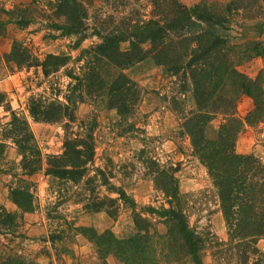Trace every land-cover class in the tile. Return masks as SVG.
<instances>
[{"label": "rangeland", "instance_id": "rangeland-1", "mask_svg": "<svg viewBox=\"0 0 264 264\" xmlns=\"http://www.w3.org/2000/svg\"><path fill=\"white\" fill-rule=\"evenodd\" d=\"M29 1L0 0V220L9 218L8 224L0 225V264H123L115 255L105 253L99 237L125 239L138 231L155 243L153 257L145 255L147 263L183 264L182 258H174L176 254L171 252L174 249L169 242L164 245L165 254H158L157 244L165 241L166 231L159 210L175 204L173 197L156 185L163 173L160 170L171 173V189L177 188L183 196L178 203L187 226L201 239V264H223L215 257L227 240L218 197L205 167L191 155L189 139L182 128L184 119L195 109L190 93L193 63L189 48L201 47L194 41L188 43L187 50L174 44L179 53L154 57L151 44L143 41L139 47L144 50V57L121 69L133 83V93L129 89L128 95L123 94L117 101L108 100L102 92L87 96L82 74L85 67L92 66L93 50L101 41L97 32L130 33L133 24L153 17V2L161 0H77L86 17L77 32L68 34L49 26L63 21L57 13V2ZM176 1L186 8L204 4L220 9L228 2ZM249 16L243 9L226 14L228 21L217 29L227 43L264 41V28L259 32L254 18ZM119 48L126 49L127 41H120ZM12 50L24 52L26 64L16 66L9 56ZM47 55L66 60L48 67V74L44 75L41 63ZM262 65L261 57H254L241 60L235 68L252 79ZM98 70L114 76L117 73L103 61ZM262 88L264 97V83ZM67 95L83 96L74 107L68 103L69 109L73 108V121L36 122L27 111L31 98L57 100L66 105ZM246 97L248 102L243 98L236 101L239 118L252 108L251 98ZM12 113L25 119L40 153L41 168L30 174L21 168L20 154L10 137H3ZM220 121L219 115L212 118L206 134L214 136ZM87 128L92 129L94 153L79 182L43 174L45 157L62 151L66 135L82 138ZM242 137L256 145L257 150L239 154H250L264 166V119L244 124L236 140ZM234 150L238 153L235 144ZM118 188L125 194L122 199L115 192ZM25 191L31 194L26 198L31 209L20 211L12 197L14 194L22 200L21 192ZM102 197L104 200L99 203ZM112 198H117L114 203L108 201ZM93 202L99 204L95 210L82 208ZM34 213L36 217L31 221L27 216L23 219ZM24 222L31 226V234H27ZM255 245L264 252V238L257 239ZM226 264H234V258Z\"/></svg>", "mask_w": 264, "mask_h": 264}, {"label": "trees", "instance_id": "trees-1", "mask_svg": "<svg viewBox=\"0 0 264 264\" xmlns=\"http://www.w3.org/2000/svg\"><path fill=\"white\" fill-rule=\"evenodd\" d=\"M36 1L38 0H30L29 3L33 4ZM56 2L57 13L63 17V21L49 23V26L60 30L63 34L77 32L86 17L84 9L79 6L77 0H54L53 4ZM263 5L264 0H228L222 9L204 4L186 8L176 0H161L160 3L154 1L151 11L153 17L139 20V24H133L130 33L115 30L100 35L96 31L101 41L93 50L94 54L92 53L90 60L92 66L85 67L82 74L87 96L102 92V95H107L108 100L117 101L123 94L128 95L127 91L133 84L123 76L121 69L144 57V50L139 47L143 41L151 44V50H155L154 57L164 53H179L174 48V44L187 50L188 43L194 41L201 47L189 48L191 52L189 54H192L191 62L194 65L190 67L189 72L192 78L190 93L195 109L184 119L182 128L188 136L191 155L205 167L218 197L227 240L215 257L222 260L223 264L231 258H234V264H264V252L255 245L257 239L264 238V166L259 164L254 156L239 154L234 150L235 140L243 125L261 122L264 119L262 88L264 41L257 39L227 43V38L219 30L228 21L226 14L243 9L250 13V18H254L261 32L264 28ZM28 20L29 18H26V21ZM16 23L20 24L21 21ZM1 34H3L2 27H0ZM120 41H127L126 49L119 48ZM22 51L12 50L9 55L16 66L26 64L27 55ZM183 56L185 57V54ZM254 57H261L263 65L251 79L237 71L235 66L241 60ZM65 60L55 55H47L41 63L43 74H48V67L63 64ZM101 61L114 69L116 75L106 72L102 74L98 70ZM131 92L133 93V90ZM242 94L251 98L252 108L243 118H239L236 116L235 108L236 101ZM71 98L77 100H70ZM64 100L67 102L66 105L57 100L43 102L31 98L27 111L36 122H58L61 119L73 121V108L69 109L68 103L74 107L75 103L83 100V96L67 95ZM217 115L220 116L221 121L214 136H209L205 128ZM7 126L9 129H5L3 137L9 136L16 146L21 157V168L27 174L39 170L40 153L33 143L25 119L18 118L12 113ZM91 131V128L85 129L82 138L66 135L62 141V151L45 157L43 174L72 183L79 182L86 171L87 162L92 159L94 153ZM2 147L3 144L0 143V149ZM160 171L163 173L161 178L159 176L160 180L156 185L159 184L163 193L170 194L175 204L159 210L164 217L166 231L165 241L163 240L162 244L160 242V245L157 244L158 254L161 256L165 254L164 245L169 242L174 249L171 252L176 254L175 259L182 258L187 264H201V239L191 227L187 226L185 215L181 212V205L178 203V199H182L183 196L177 188L171 189L170 183L174 180L171 173ZM116 190L118 198L122 199L125 196L124 192L119 188ZM21 193L24 199L19 200L13 194V203L20 211H28L31 205L26 198H30L31 194L27 191ZM116 199L112 198L108 201L114 203ZM103 200V197L99 199V203ZM98 206L99 204L93 202L88 203L87 206L82 205V208L89 211L95 210ZM8 222L9 218L6 216L0 220V225L5 226ZM137 229L145 230L140 227ZM143 235L138 231L125 239H103L102 236L99 239H101L100 244L104 245L105 253L115 255L123 264H149L147 263L149 259H146L145 255L149 253L153 257L156 252L155 243L148 241ZM221 254H223L222 259H220ZM183 261L181 262L184 264Z\"/></svg>", "mask_w": 264, "mask_h": 264}, {"label": "crops", "instance_id": "crops-1", "mask_svg": "<svg viewBox=\"0 0 264 264\" xmlns=\"http://www.w3.org/2000/svg\"><path fill=\"white\" fill-rule=\"evenodd\" d=\"M240 99H245V102H248V100L246 99L247 97L245 95H241V97H239ZM37 124V123H36ZM256 146V145H255ZM254 145H251V142L249 143V139H246L244 137L239 138L238 141H235V148L237 150L238 153H250V152H256L257 149H255ZM202 168V167H201ZM204 171V170H203ZM36 213V212H35ZM34 213V216H32L31 214L25 215V217H23V219H26L27 216V220L31 221L32 218H35L36 214ZM28 216H32V217H28ZM38 220V219H37ZM24 228L27 231V234H31L33 231L31 229V226H29V224H27V222H24Z\"/></svg>", "mask_w": 264, "mask_h": 264}]
</instances>
